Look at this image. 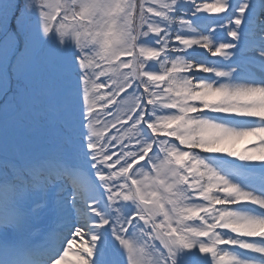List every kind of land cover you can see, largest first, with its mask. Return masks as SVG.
Returning a JSON list of instances; mask_svg holds the SVG:
<instances>
[{"label": "snow or ice", "instance_id": "6c2138e0", "mask_svg": "<svg viewBox=\"0 0 264 264\" xmlns=\"http://www.w3.org/2000/svg\"><path fill=\"white\" fill-rule=\"evenodd\" d=\"M0 264H264V0H0Z\"/></svg>", "mask_w": 264, "mask_h": 264}, {"label": "bare ground", "instance_id": "6f19581e", "mask_svg": "<svg viewBox=\"0 0 264 264\" xmlns=\"http://www.w3.org/2000/svg\"><path fill=\"white\" fill-rule=\"evenodd\" d=\"M237 147H238V148H242V147H244V146L241 147L240 145H238Z\"/></svg>", "mask_w": 264, "mask_h": 264}, {"label": "rangeland", "instance_id": "374dc122", "mask_svg": "<svg viewBox=\"0 0 264 264\" xmlns=\"http://www.w3.org/2000/svg\"><path fill=\"white\" fill-rule=\"evenodd\" d=\"M244 143H247V141H243Z\"/></svg>", "mask_w": 264, "mask_h": 264}]
</instances>
